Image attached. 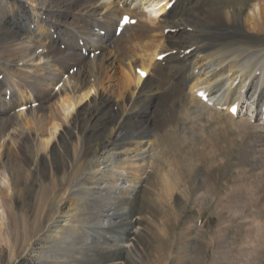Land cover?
<instances>
[{
    "label": "bare ground",
    "instance_id": "1",
    "mask_svg": "<svg viewBox=\"0 0 264 264\" xmlns=\"http://www.w3.org/2000/svg\"><path fill=\"white\" fill-rule=\"evenodd\" d=\"M25 1L0 0L3 202L33 204L27 252L44 240L54 264H135L124 244L141 239L148 168L162 172L156 137L198 108L264 130V0Z\"/></svg>",
    "mask_w": 264,
    "mask_h": 264
},
{
    "label": "rangeland",
    "instance_id": "2",
    "mask_svg": "<svg viewBox=\"0 0 264 264\" xmlns=\"http://www.w3.org/2000/svg\"><path fill=\"white\" fill-rule=\"evenodd\" d=\"M144 9L151 18L158 13ZM114 31L119 34L117 27ZM82 53L88 55L85 48ZM201 110L198 118H186L156 137L160 157L153 163L162 172L148 168L136 205L141 222L134 230L141 239L124 244L126 261L133 256L135 264H171L175 258L176 264H264V130L252 121ZM23 166L21 176L30 181L31 171ZM165 175L169 194L163 190ZM0 191V264H54L40 255L44 240L25 251L20 239L33 204L18 197L8 210L3 200L13 190L3 167ZM21 193L29 189L22 187Z\"/></svg>",
    "mask_w": 264,
    "mask_h": 264
},
{
    "label": "snow or ice",
    "instance_id": "3",
    "mask_svg": "<svg viewBox=\"0 0 264 264\" xmlns=\"http://www.w3.org/2000/svg\"><path fill=\"white\" fill-rule=\"evenodd\" d=\"M128 22V19L125 17V23H127ZM134 23V22H133ZM140 75L141 76H145L146 74L145 73H143V72H140Z\"/></svg>",
    "mask_w": 264,
    "mask_h": 264
}]
</instances>
